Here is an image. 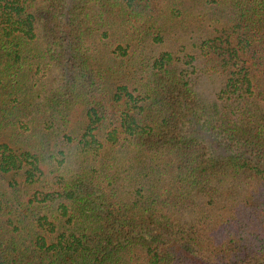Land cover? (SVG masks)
<instances>
[{"label": "trees", "instance_id": "obj_1", "mask_svg": "<svg viewBox=\"0 0 264 264\" xmlns=\"http://www.w3.org/2000/svg\"><path fill=\"white\" fill-rule=\"evenodd\" d=\"M0 264H264V0H0Z\"/></svg>", "mask_w": 264, "mask_h": 264}]
</instances>
